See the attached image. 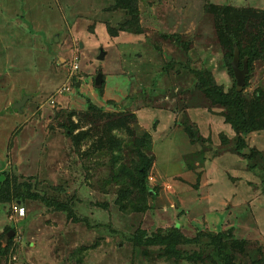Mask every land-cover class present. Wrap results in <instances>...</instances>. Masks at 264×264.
<instances>
[{
	"label": "rangeland",
	"instance_id": "374dc122",
	"mask_svg": "<svg viewBox=\"0 0 264 264\" xmlns=\"http://www.w3.org/2000/svg\"><path fill=\"white\" fill-rule=\"evenodd\" d=\"M135 3L132 17L115 0H0V189L12 192L0 195V264H213L134 243L175 225L185 238L229 232L237 263L264 264V129L238 151L196 74L229 90V35L243 47L261 35L241 90L248 102L264 92V0ZM142 158L148 192L130 188L121 210L128 178L113 171Z\"/></svg>",
	"mask_w": 264,
	"mask_h": 264
},
{
	"label": "trees",
	"instance_id": "16d2710c",
	"mask_svg": "<svg viewBox=\"0 0 264 264\" xmlns=\"http://www.w3.org/2000/svg\"><path fill=\"white\" fill-rule=\"evenodd\" d=\"M117 6H125L128 11L132 14V17L135 16V10H133L134 5L136 4V0H115ZM131 17V20L133 19ZM134 20V19H133ZM131 22V21H129ZM126 25H122L123 28H126ZM261 32L264 33V23L261 26ZM111 34H114L111 32ZM260 36L257 37L251 45L243 47L238 37L233 35L232 33L229 35V44H225L228 51L225 55V59L228 63L229 70L233 74V70L231 67V60L233 57L234 49L233 43H235V48L239 52V65H242L243 58L247 59L248 64V71L250 69V65L252 61L258 56L256 50V43L259 41ZM99 60V59H98ZM102 74V73H101ZM199 77V80H205V85L201 83V87L203 91L206 93L207 97L211 100L212 103L220 105L222 107L221 114L223 116L224 122L228 123L231 128L237 133L238 136V143H237V150L242 151L244 150V137L242 135H246L249 132H253L256 130H263L264 129V92L258 89L256 90L255 94H253L252 99L248 102L244 95L242 94V90H237L236 86L233 84L229 90H224L222 87L215 86L213 79L210 73L207 71H198L196 73ZM247 82V78L245 76V83ZM97 87V86H95ZM101 87V85L99 86ZM98 87V88H99ZM64 128L73 130V125L71 122L66 124L64 122L62 124ZM149 135V133H146ZM117 140V139H116ZM119 143V140H118ZM117 145V142L110 143V148ZM119 149V148H118ZM119 156H112L113 164L115 165L119 161ZM151 166V159H144L142 158L139 162H136L131 167H126L123 164H119V169L116 172L113 171V180L118 181L122 177L128 178V188L125 192V198L118 200L119 208L121 210H126L127 205L131 202V196L135 194L132 189L137 190L138 193L146 194L148 192V184H147V173ZM4 187L0 189V195L4 196H12V192L9 190L8 182L5 181L3 183ZM131 185V187H130ZM15 187V186H13ZM13 188L14 194L13 196L22 201L24 199V195L21 193L20 190ZM132 188V189H130ZM36 196V195H35ZM41 198V197H40ZM43 199V197L41 198ZM47 204H51L50 201L43 199ZM56 204V203H54ZM149 206L146 202H143L142 207L134 206L131 209H136V211H144L148 209ZM56 209L61 210H70L66 207V205H62L61 203L57 204ZM69 213V212H68ZM73 220H77L78 217L73 216L69 213ZM79 219V218H78ZM200 235V236H199ZM201 237H205L207 241L203 242L200 245ZM134 243L135 245H152V246H159L163 248L164 253L167 257H173L174 259H187L191 261L203 260V258L210 259L213 264H217L216 261L218 260L220 264H239L234 260L233 254H231L228 250L229 243L232 240L236 241L231 233L218 231L216 234H212L211 231H203L200 234L192 238H185L179 231V227L177 225L167 229L165 232L159 231L158 233H154L152 235H145L144 231L137 232L134 235ZM232 239V240H229ZM185 243H193L197 245L196 249L193 251H188L184 249H179V244ZM234 243V242H232ZM0 251L3 252L2 248L0 247ZM260 264V263H257Z\"/></svg>",
	"mask_w": 264,
	"mask_h": 264
},
{
	"label": "water",
	"instance_id": "95a60500",
	"mask_svg": "<svg viewBox=\"0 0 264 264\" xmlns=\"http://www.w3.org/2000/svg\"><path fill=\"white\" fill-rule=\"evenodd\" d=\"M102 54L103 53L101 52L98 59L103 58ZM231 67H232L233 75L235 78L236 89L241 90L245 83L246 73L248 72V64H247V61L243 59L242 65L241 66L239 65V52L236 48L234 49L233 57L231 60ZM101 81H102V75L100 72H98L97 77L95 79V83H94L95 86L99 87L101 85ZM26 97H27L26 95H23L20 101L13 103V107L15 109L20 110V106L24 104Z\"/></svg>",
	"mask_w": 264,
	"mask_h": 264
},
{
	"label": "built area",
	"instance_id": "2783aa9c",
	"mask_svg": "<svg viewBox=\"0 0 264 264\" xmlns=\"http://www.w3.org/2000/svg\"><path fill=\"white\" fill-rule=\"evenodd\" d=\"M14 208L19 214H23V208L18 207V206H14Z\"/></svg>",
	"mask_w": 264,
	"mask_h": 264
}]
</instances>
